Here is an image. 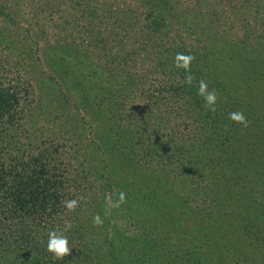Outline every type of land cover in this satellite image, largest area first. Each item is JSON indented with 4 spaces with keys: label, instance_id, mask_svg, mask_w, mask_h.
<instances>
[{
    "label": "rangeland",
    "instance_id": "1",
    "mask_svg": "<svg viewBox=\"0 0 264 264\" xmlns=\"http://www.w3.org/2000/svg\"><path fill=\"white\" fill-rule=\"evenodd\" d=\"M159 1L154 5L149 0H0V49L11 52V59L27 62L35 78L30 88L32 114L28 118L29 113H24L18 124L36 133L32 143L62 146L59 174L65 175L66 182L75 184L72 172L80 169V164L93 168L91 172L95 179L98 177L99 186L92 197L87 185L89 191L81 194L82 198L101 200L100 209L87 205V222L99 214L104 223L92 228V233L94 229L110 231L106 226L109 222L110 229L118 226L124 236L139 226L130 223V210L124 214L120 207L110 216L104 214V196L114 190L110 182L118 181L121 187L157 194L156 203L163 207L178 204L182 218L175 220L177 232L189 225L190 240L203 238L208 244H228V249L213 251L214 260L240 264L242 254L233 256L232 251L242 253L241 246L249 242V229H240L245 226L244 220L254 219L264 231V168L258 170L248 164L245 169L241 166V171H231L230 167L222 170L220 162L219 167L206 164L202 169L211 173L195 167V175L188 174L192 165L188 162L197 157L191 151V138L198 120L195 116L187 118L186 113L202 111L195 110L178 90L172 93V82L178 80L174 57L178 52L194 55L192 67L200 69L209 81V89L227 98L235 94L243 95L246 102L261 100L263 110L264 0ZM163 8L166 14L163 12V20L159 21L161 31L151 33L147 27L154 25L147 14ZM83 11L87 12L81 17ZM124 13V19L138 29L135 37L123 40L122 20L112 27L107 23ZM112 83L118 86L111 87ZM102 98L101 109L92 108ZM218 107V112L227 110ZM232 109L243 108L233 105ZM246 117L251 128L257 127L262 134L255 138L252 130L241 132L235 148L247 158H261L264 116L256 121ZM214 128L215 136L204 133L209 141L203 135L201 144L209 142L214 146L220 131L226 129L223 122H217ZM187 138L191 140L184 144ZM218 147L217 144V153H213L222 157V147ZM149 150L155 156L152 163L145 155ZM163 154L164 161H157ZM168 158L172 159L171 167L163 166L169 164ZM223 171L233 173L226 175L231 187L223 197L217 201L195 195V188H214L217 183L212 181L223 177ZM179 174L182 177L176 176ZM85 183L83 180L80 185ZM237 200L243 207L236 217L237 229L228 231L225 221L216 224L217 212L220 209L224 214L222 205L235 204ZM122 215L127 218L124 220ZM1 220L5 221L3 216ZM8 225L5 222L0 228V232L7 231L4 236H9ZM256 231L252 230L250 244L261 256L264 240L263 235L255 239ZM123 242L113 247L120 250ZM120 253L125 256L123 251ZM263 258L258 264H263Z\"/></svg>",
    "mask_w": 264,
    "mask_h": 264
},
{
    "label": "trees",
    "instance_id": "2",
    "mask_svg": "<svg viewBox=\"0 0 264 264\" xmlns=\"http://www.w3.org/2000/svg\"><path fill=\"white\" fill-rule=\"evenodd\" d=\"M149 1L154 5L160 2L159 0ZM165 8L156 9L155 14H147L150 24L154 25L147 27L151 33L160 30L159 21L163 20V12L166 14ZM86 12L83 11L81 17ZM125 13L122 15L123 17L118 16L115 19L111 16L112 23H107V26L112 27L122 20L120 27L123 30L120 31V35L123 36V40L125 37H135L136 29H138L137 25L124 19ZM153 15L158 16L150 20ZM11 57H13L11 52L0 49V228L3 223H9V236H4L7 233L6 230L0 232V264H221L219 261L214 260L216 255L213 254V251H219L222 247L228 249V244L219 246L214 244L213 241L212 244H208L203 238L199 241L198 238L190 240L189 225L186 226V230L180 229L177 232L178 227L175 220L176 218H182L178 204L177 206H175V203L172 206L163 207L156 203L158 201L157 194L153 195L152 192H144L143 189L131 188L130 186L121 187L118 181L110 182V186L114 189L112 194H114V198H116L115 194L119 191H124L127 194V202L121 208L124 210V214L130 210V215L133 218L130 223L139 226H137V229L129 230L133 235L125 234L126 237L118 226L110 229V222L109 224L106 223L110 231L94 229L92 233V228L96 226L93 225L92 218H89V222H87L86 212L90 211L87 205H94V210L99 208L101 200L91 198L92 192L99 186L96 181L98 177L95 179L93 176L91 172L93 168L80 164L81 170L77 169L76 171L74 169V172H72V174H75V184L72 181L66 182L65 175L59 174V161H63L60 153L62 146L59 148V146L48 147L45 145L46 143L40 146L34 144L32 141L36 139V133L30 130L27 132L24 125L18 124L24 113H29L28 118L32 114L31 106H29V103L32 102L30 88L35 83V78L29 72L30 67L27 62L15 57L11 59ZM175 74L178 80L175 83L172 82V93L178 90L179 94L185 95L190 104L195 106V110L202 111L199 114L186 113L187 118L190 119L195 116L198 120V124L194 125L192 140L187 138L184 141L185 144L188 140H191L193 146L191 151L197 156L192 162H188L192 164L188 167V174L195 175L197 170L194 169L195 167L203 172L202 169L206 164L219 167L220 162H223L221 164V167L224 166L222 170L230 167L231 171L235 168L237 171H241V166L245 169L248 164L255 165L258 170H263L264 154L261 158L255 155L247 158L246 155L241 153V150L237 151L235 148V142H239L241 132L247 133V130H252L254 131V137L258 138L262 131L257 127L255 129L251 128L249 124L247 127L236 124L228 118V114L235 110L232 109L234 105L243 108L241 111L252 118L253 121L262 118L264 116V92L263 110L261 100L250 101V99H247L246 102L243 95L238 97L233 94L230 98L219 95L217 110H219L218 106H224L227 110L213 113L204 107L203 98L197 95L198 82L200 79H204L200 69L191 66V74L195 77L192 85L185 84L186 73L183 69L178 71L176 69ZM204 80L209 83L206 78ZM30 82L33 83L30 84ZM112 86L116 87L118 84L114 83L113 85L112 83ZM191 95H193V98H190ZM104 99H100L98 104H92V108L101 109ZM83 103H89V101ZM217 122H223L226 129H224V132L220 131V135L214 143L215 145L212 146L213 144L211 145L209 142L201 144L200 141L203 139L204 133L215 136L216 130L214 127H217ZM204 137L209 141L207 136L204 135ZM217 144L219 149L222 147L224 153L222 157H218L213 153L216 152ZM244 153L246 152L244 151ZM26 154L31 157L26 156ZM145 155L147 160L152 163L155 157L154 153L149 150L145 152ZM164 159L163 154L156 160L162 162ZM168 160L169 164L163 166L171 167L173 165L170 162L172 159L168 158ZM51 162H56V164L53 165ZM79 171L81 172L79 173ZM231 171H223L221 173L224 175L223 177L221 176L219 180L212 181L217 183L214 185L215 189L205 188L201 190L195 188V195L203 196L206 200L218 201L231 187L226 181V175L232 173ZM261 174V177H263V172L260 173L259 171L258 175ZM176 176L182 177V174ZM83 180L86 182L83 184L84 186L80 185ZM128 181L127 179V184H129ZM86 185L89 189H92L90 190L91 197L88 199L84 196L81 199V192H85L84 190L89 191L85 187ZM253 188H258L257 184ZM71 199H77L80 205L74 212H68L62 205L63 201ZM240 199L239 197L238 200ZM227 200L229 201V198ZM241 203L230 205L225 202V205H222L225 206L222 207L224 208V214L220 213L219 209L215 220L216 224L225 221L228 231L237 229L236 217L242 211L243 207H239ZM133 213L135 217H133ZM2 216L5 221L1 220ZM171 216L173 218L169 219ZM122 218L125 220L127 216L122 215ZM66 221L74 222L71 223V229L65 233L69 239L72 252L63 261H58L53 259V256L47 251L48 232L53 229L64 231ZM244 223L245 226L240 229H249L248 234H246L249 242H245L244 246H241L242 253H236L237 251L233 250L232 254L233 256L242 254L239 256L244 260H241L242 263L240 262V264H246L247 262L258 264L260 258L264 257V241L263 255L259 256L260 253L255 251V248L250 244V237L252 230L256 229L255 239H257L256 235H263L264 240L263 227L260 228L257 225L258 223L251 218L244 220ZM245 233L243 231L242 235L245 236ZM107 235L111 238H108ZM120 240H124L120 244L122 248L116 250L113 245ZM113 248L115 251L112 250ZM121 251L125 253L127 259L120 253Z\"/></svg>",
    "mask_w": 264,
    "mask_h": 264
},
{
    "label": "clouds",
    "instance_id": "3",
    "mask_svg": "<svg viewBox=\"0 0 264 264\" xmlns=\"http://www.w3.org/2000/svg\"><path fill=\"white\" fill-rule=\"evenodd\" d=\"M196 57L192 54H185L178 52L174 57V66L177 69H183L186 73L185 84L192 85L195 81V77L191 74V66ZM197 95L202 97L205 102V107L210 111H216V105L219 100V93L215 89H209L208 82L204 79H200L197 87ZM228 118L239 125L244 127L248 126V120L243 111H233L228 114ZM116 198H113V194L109 193L105 197V216H110L113 209H119L123 204L127 202V194L124 191H119L115 194ZM83 199V198H81ZM63 207L68 212H74L80 206L77 199L65 200L62 202ZM92 223L94 226L100 227L104 223V219L101 215L96 214L92 217ZM72 227L70 222H65L64 231H57L55 229L48 232L47 239V251L53 256V259L63 261L66 257L71 255L72 248L69 244V239L65 234Z\"/></svg>",
    "mask_w": 264,
    "mask_h": 264
}]
</instances>
